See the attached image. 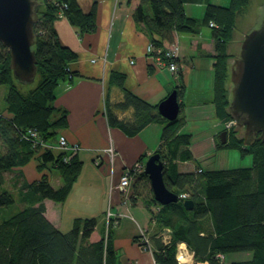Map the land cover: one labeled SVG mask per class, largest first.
Returning a JSON list of instances; mask_svg holds the SVG:
<instances>
[{
	"label": "trees",
	"instance_id": "16d2710c",
	"mask_svg": "<svg viewBox=\"0 0 264 264\" xmlns=\"http://www.w3.org/2000/svg\"><path fill=\"white\" fill-rule=\"evenodd\" d=\"M136 1L139 4L134 20L144 27L157 49H162L166 43L174 44L178 33L198 34L203 27L211 28L215 53L213 103L223 124L232 121L228 110L230 55L227 47L237 17L246 11L250 0H230L227 6L209 4L202 19L187 16V0ZM38 14L37 41L33 47L38 83L33 88L24 91L21 82L15 83L9 50L0 42V86L8 88L6 111L0 113V142L4 149L0 153V214L12 213L0 222V264H117L113 243L115 219L109 224L106 219L102 239L91 242L98 223L96 218H77L72 229L63 233L47 219L45 207L46 200L60 204L67 200L83 166L77 154L69 158L70 153L66 151L40 145L41 141L56 146L59 138L54 142L55 136L60 133V137L66 128L67 112L54 103L60 83L76 76L69 66L77 59V54L61 43L55 23L67 19L84 35L97 29L96 13L94 10L85 13L77 0H41ZM180 78L181 84L175 89L179 98L185 89L182 76ZM113 82L122 89L123 98L116 103L107 99L106 116L112 127L128 136H136L150 124L165 125L162 144L156 153L161 155L165 165L166 187L176 193L180 201L161 206L152 190L151 200L144 201L152 216L151 223L155 221L157 228L151 237L155 244V248L152 247L155 262L178 264L177 244L183 242L200 263L264 264V142L259 139L245 147L244 138L238 136L237 130H232L229 136L227 134V143L217 144L218 148L238 149L242 156H252L251 167L203 170L198 166L194 172L182 173L179 163L194 160L191 137L182 132L186 117L180 113L175 121L169 122L159 114L158 105L127 91L123 76L115 75ZM182 107L181 104V110ZM126 112L131 113L130 118L121 117ZM30 130L38 132L40 141L29 138ZM144 159L142 157L141 162ZM30 164L35 165L39 178L33 181L23 178L17 196L6 190L5 174ZM53 169L62 179L59 188L51 182ZM143 182L150 184L145 173L135 183V189ZM184 194L188 197L180 198ZM186 200L194 202L190 211L184 206ZM154 206L159 211L151 210ZM13 208L18 209L17 212L13 213ZM167 229L172 236L169 246L162 243L161 236ZM135 241L139 244V237ZM238 253H251L253 257L229 263L219 258Z\"/></svg>",
	"mask_w": 264,
	"mask_h": 264
},
{
	"label": "crops",
	"instance_id": "0c3cea01",
	"mask_svg": "<svg viewBox=\"0 0 264 264\" xmlns=\"http://www.w3.org/2000/svg\"><path fill=\"white\" fill-rule=\"evenodd\" d=\"M77 1L85 13L95 11L97 29L80 35L67 19L56 21L61 43L74 51L77 59L69 66L76 76L60 83L54 106L67 112L68 124L61 133L70 146L80 147L77 157L83 166L64 203L45 201L46 217L63 233L72 229L77 218H96L98 223L91 242H98L102 239L106 213L110 209L115 215H121L116 218L118 223L113 229L117 264H154L153 252L142 251L135 241L141 231H145L150 239L157 231L144 200L136 193L134 185L138 180L127 193H121L118 184L126 168L141 161L142 157L146 158L142 161L145 164L158 151L165 125L150 124L136 136H128L109 124L106 102L108 98L112 103L123 98L122 89L113 82L115 75L124 77L127 91L152 105H159L180 86L182 76L185 89L179 101L183 106L181 113L186 117L182 132L191 137L193 161H198L204 153L219 150L217 144L225 126L217 117L213 103L215 53L212 30L203 27L198 34L178 33L174 44H164L162 49L175 48L174 62L178 72L173 73L167 62L155 61L148 53L151 40L144 27L134 20L138 1ZM229 3L230 0H187L185 11L189 17L202 19L209 4L227 6ZM231 61H228L230 68ZM121 117L130 118L131 113L126 112ZM110 147L115 150L113 159L107 152ZM193 161L179 163V171L194 172L197 167L182 169L183 165L189 166ZM16 170H22L33 180L39 178L34 164ZM57 181V185L51 181L55 188L62 185L58 178ZM132 198L137 200L134 202ZM141 207L143 211L136 212ZM151 244L155 248L152 239ZM252 257L251 253H238L231 255L229 260L248 261Z\"/></svg>",
	"mask_w": 264,
	"mask_h": 264
},
{
	"label": "water",
	"instance_id": "95a60500",
	"mask_svg": "<svg viewBox=\"0 0 264 264\" xmlns=\"http://www.w3.org/2000/svg\"><path fill=\"white\" fill-rule=\"evenodd\" d=\"M39 0H0V42L9 50L10 68L21 83H33L37 76V59L33 47L37 41L35 26L39 22ZM233 90L228 107L236 126L244 130V146L257 140L264 142V19L261 25L244 36L240 56L231 67ZM159 114L175 121L181 113L177 90L158 105ZM227 143V132L219 136ZM165 165L159 153L145 163V174L151 184L154 199L161 206L179 203V196L170 191L164 181ZM184 206L192 210L194 202Z\"/></svg>",
	"mask_w": 264,
	"mask_h": 264
},
{
	"label": "rangeland",
	"instance_id": "374dc122",
	"mask_svg": "<svg viewBox=\"0 0 264 264\" xmlns=\"http://www.w3.org/2000/svg\"><path fill=\"white\" fill-rule=\"evenodd\" d=\"M39 2H40V6H41V0H39ZM38 11H39V8H38ZM263 19H264V0H250V3L248 5L246 11L237 17L236 25H235V28L233 31L232 40L229 42L228 47H227V53H228V55H230V58L228 61L232 60L231 61L232 65H233L234 61L240 56L241 46H242V42L244 40V36L246 34H248L250 31L257 29L261 25V23L263 22ZM155 49H157V48H155ZM232 65H231V67H232ZM231 69L232 68H230V78H229V81L227 84L230 100H231V93L233 90V84L231 81ZM14 81H15V83H17V80L14 79ZM37 83H38V79L36 76L35 82L30 83V84L29 83H27V84L22 83L23 90L24 91L29 90V89L33 88ZM7 91H8L7 86H4V85L0 86V113H4V111H6L5 96L7 94ZM182 115L184 116V114H182ZM229 122H231V121H229ZM229 122H227V123H229ZM233 122H235V121L233 120ZM227 123H224L225 128L223 129V132L226 131L228 136H229L230 133L228 131L231 132L232 130H237L238 136L241 138H244V130L240 131L242 129H240L236 126V122H235V126L232 127L233 129L232 130L228 129V131L226 130V124ZM203 131L209 132L210 130L209 129H203ZM59 134L60 133H58L55 136L54 142L59 138ZM217 149H218V146H217ZM3 151H4V149H3V146L0 142V153H2ZM114 155H115V150H114ZM147 160H146V162H147ZM252 165H253V157L250 155L249 156H242L241 150H238V149H222V150L219 149V150H216L215 149L211 153H204V156L199 158L198 161L197 160L193 161L189 166L183 165L182 169L188 170L191 168L194 169L195 167L201 166V168L203 170H221V169L223 170V169L249 168ZM27 170H29V169H27ZM51 175H52V181L54 184L57 185V182H58L57 178H58V180H60V182L62 184L61 176L57 170L53 169ZM23 178H25L27 181L33 180V178L31 176H25V174H24V172H22V170H14V171L6 173L5 174L6 183H5L4 188L6 190H8L9 192H11L12 194H14L15 196H17L18 192H19L20 185L23 182ZM131 191H132V189H131ZM133 191H134V189H133ZM136 193H138L139 196H141L142 200L147 201V202L150 201L152 198L151 185L147 184V183L142 184L138 189L136 188ZM19 207L23 208V206L21 204H19ZM17 210L15 208H13V213L17 212ZM151 210L159 211L158 207H155V206L152 207ZM141 211H143L142 207L136 210V212H141ZM145 213L147 215H149V213H147V212H145ZM10 214H12V213H6L5 215H3V213L0 214V222L4 218L9 217ZM154 224H155V221H153V225ZM100 229H102V226L100 227ZM155 229L157 230V228H155ZM163 235H164V233L161 236H163ZM141 250L145 251L143 249H141ZM188 250L190 251L189 247H188ZM144 253H146V252H144ZM230 256L231 255L225 256L227 263H229L228 261H230L229 259H231V258H229ZM230 262H232V261H230Z\"/></svg>",
	"mask_w": 264,
	"mask_h": 264
},
{
	"label": "built area",
	"instance_id": "2783aa9c",
	"mask_svg": "<svg viewBox=\"0 0 264 264\" xmlns=\"http://www.w3.org/2000/svg\"><path fill=\"white\" fill-rule=\"evenodd\" d=\"M59 16H60V18H62L61 14ZM211 26L213 27L214 24H211ZM148 53L151 57L154 58L155 61L157 60L159 62H162V61L167 62L169 64L168 67H169V70L171 72H173V73L178 72V66L174 62V60H175L174 58L176 55L175 48H173L171 50L155 49V47L151 44L148 47ZM234 126H235V122H233V120H232L231 122L226 124V130L227 131H228V129L232 130L233 129L232 127H234ZM228 132L230 133V131H228ZM28 136H29V138H32L33 140L38 139L40 141L39 134L36 130H30L28 133ZM40 145L42 147L44 146V147L56 149L59 151H66V152L70 153L69 158H72L80 150V147L78 145L70 146L66 136H64L63 134L59 137L56 146H51V145L45 144L41 141H40ZM107 152L109 153V155H111V157L113 159L114 148L110 147L107 150ZM143 173H145V164H143V162H141V161L135 163L132 167L126 168L125 171L123 172V174L120 178L119 184H118V189L120 190V192L121 193H127L131 189L133 183L135 181H137ZM187 197H188V195H186V194L180 196V198H182V199H186ZM120 217H121V215H115L110 209L106 213V219H107L108 224L111 221V219H115L114 225H116L118 223L117 219ZM108 224H107L106 233H108ZM162 243L165 246H169L172 244V236H171V230L170 229H167L164 232V235L162 236ZM139 246L141 247V249H143L145 251L153 252L151 241L148 238L145 231H141V234L139 236ZM219 258L224 259V257L222 255H220ZM176 259H177L178 264H208V263L197 262L195 260L194 253L191 250L189 251L187 244L183 243V242H180L177 244ZM154 264H157V263L155 262Z\"/></svg>",
	"mask_w": 264,
	"mask_h": 264
}]
</instances>
